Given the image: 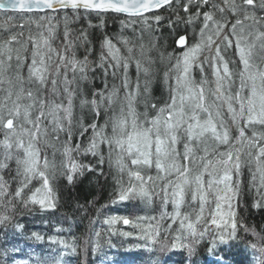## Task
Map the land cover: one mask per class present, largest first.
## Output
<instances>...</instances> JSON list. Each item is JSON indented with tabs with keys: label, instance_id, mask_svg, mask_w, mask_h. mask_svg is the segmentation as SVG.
I'll return each instance as SVG.
<instances>
[{
	"label": "snow or ice",
	"instance_id": "6c2138e0",
	"mask_svg": "<svg viewBox=\"0 0 264 264\" xmlns=\"http://www.w3.org/2000/svg\"><path fill=\"white\" fill-rule=\"evenodd\" d=\"M4 12L17 15L0 22V226L18 206L56 209L57 174L72 183L107 163L116 169L113 202L150 207L160 197L159 216L103 220L130 226L121 235L135 236L129 243L149 254L148 264L177 255L175 264H264L261 255L236 259L264 248L241 247V227L254 239L264 235L236 211L242 185L264 209V0H0ZM108 19L121 31L104 34L97 49L87 29ZM165 25L171 52L157 35ZM165 61L168 98L158 104L151 89ZM42 138H50L51 160ZM13 228L25 241L45 239L18 221ZM19 243L0 248L6 264L25 255ZM50 243L77 250L75 238ZM57 257L21 264H62Z\"/></svg>",
	"mask_w": 264,
	"mask_h": 264
},
{
	"label": "trees",
	"instance_id": "16d2710c",
	"mask_svg": "<svg viewBox=\"0 0 264 264\" xmlns=\"http://www.w3.org/2000/svg\"><path fill=\"white\" fill-rule=\"evenodd\" d=\"M0 14H4L3 16L0 15V22H3L6 17L17 15L12 12ZM81 23L82 22H76L72 26L73 28H78L81 26ZM92 24L94 27L88 28L87 30L94 34V42L96 43L97 49L99 48V39L104 34L116 36L121 31L119 20L108 19L103 25L100 24V21L94 20ZM83 26L87 28L86 22H84ZM60 27L61 29L63 28V22H61ZM183 28L184 26L182 25L180 30L183 31ZM125 31L130 34V29ZM168 32L169 29L165 25L158 29L157 35L163 33L164 36L162 40V51L167 50L171 52L173 50L172 37L168 35ZM27 34L26 31L25 36H27ZM188 34L189 36L192 35L191 29ZM173 35H175V33H173ZM54 43L56 47H60L61 39L55 40ZM79 55L83 56V50L80 51ZM229 59H231L230 56ZM13 65H15V61H13ZM166 67L167 61L164 63L158 62L156 65L157 74L152 83L151 102L159 104L168 98V86L163 80ZM24 75H27L26 70L24 71ZM195 75L199 78L196 70ZM95 83L97 86L100 84L98 76ZM109 84H111V81H109ZM88 87L91 88L92 85L89 84ZM140 110H143L142 105L140 106ZM77 113H79L78 109ZM61 139H63V134H61ZM49 142L50 138H42L39 142V148L42 153H46L51 160L52 148L48 147ZM51 142L57 143L54 140ZM57 147H59L58 143ZM0 151H2V149H0ZM59 161L60 156L57 154V165H59ZM93 166L95 167V165ZM101 172L103 174H101ZM115 177V166L113 165L110 167L107 163L102 166V169H97L96 171L87 172L78 176L72 183H68L64 177L57 174V177L52 180L57 199L56 209L40 211L38 208H33L32 206L28 208L18 206L15 212V218L12 222L0 226V248L10 246L14 241H20L19 247L24 249L25 255L21 256L20 254H16L13 264H21L22 260L29 259L33 261L38 259L50 261L54 257H57L58 252L64 253L62 257H57L62 260V264H106V261L109 260H116L119 264H148L149 254L132 248V245L129 243L130 240L132 244L135 243V236L124 237L121 235L123 232L132 231L130 226H125L122 222L114 225H106L103 223V220L110 216H122L130 219H134L136 216L141 215L159 216L160 197L156 196L154 205L150 207H145L138 202H113L115 199L113 197ZM7 178L8 177L5 176V179ZM248 181L249 174L247 170H245L243 182L246 185ZM244 189L242 185L241 194ZM240 196L238 205L235 199L233 201L234 205H237L236 211L240 223L247 226L246 220L248 219L250 223L254 222L257 225L258 232H261L260 230L264 232V209L253 216L251 214L249 217L247 209L241 207L242 199ZM3 211H5V209L0 208V212ZM169 211H171V206H169ZM205 213L206 215L208 214L207 211ZM8 214L12 215L13 213L9 211ZM259 217L263 222H258L254 219ZM17 221L24 224L29 233L32 231L39 232L45 239L42 242L25 241L23 237L14 233L13 225ZM250 226L252 229L255 228L253 225ZM57 228L62 229V231L57 232ZM97 232H99V236L96 235ZM240 235L243 241L241 247H243V243L248 241L256 243L258 247L264 244L259 238L254 239L252 236L246 235L243 227L240 229ZM50 238L57 240H71L75 238L77 250L74 253L69 250H63L57 244L50 243ZM97 245H99V247H96ZM259 255L264 257V248H260L259 253L248 251L242 255L238 254L236 255V259L244 260L245 256H247L249 261H254ZM6 259L7 258L3 254H0V264H6ZM178 259V255L174 256L170 264H175V261Z\"/></svg>",
	"mask_w": 264,
	"mask_h": 264
},
{
	"label": "bare ground",
	"instance_id": "6f19581e",
	"mask_svg": "<svg viewBox=\"0 0 264 264\" xmlns=\"http://www.w3.org/2000/svg\"><path fill=\"white\" fill-rule=\"evenodd\" d=\"M240 198L242 199L241 201V207L243 209H247V214L248 216L250 217V215L252 214L255 215L256 213H259L262 209H259V208H255L253 207V203H254V200H253V196L251 194V192L245 188L240 196ZM255 220H257L258 222H263L261 221V218H254ZM246 225L248 228L252 229L250 225H253L255 228H253L254 230L256 229V231L258 232V228H257V225L252 222L250 223V221L247 219L246 220ZM261 232H259L261 235H264V232H262V230H260ZM250 236V235H249ZM264 242V241H263Z\"/></svg>",
	"mask_w": 264,
	"mask_h": 264
},
{
	"label": "rangeland",
	"instance_id": "374dc122",
	"mask_svg": "<svg viewBox=\"0 0 264 264\" xmlns=\"http://www.w3.org/2000/svg\"><path fill=\"white\" fill-rule=\"evenodd\" d=\"M0 15H4V14H0ZM1 18V17H0ZM254 55L257 57V58H259L261 55H262V52H261V50L259 49V47H257L255 50H254ZM196 72L198 73V75H200V73H199V69H196ZM205 215H206V213H205Z\"/></svg>",
	"mask_w": 264,
	"mask_h": 264
}]
</instances>
